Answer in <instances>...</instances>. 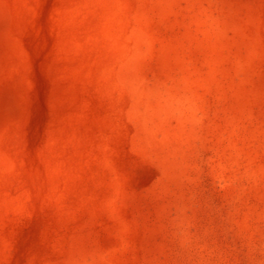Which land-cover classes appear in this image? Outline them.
I'll use <instances>...</instances> for the list:
<instances>
[{
	"label": "rangeland",
	"instance_id": "rangeland-1",
	"mask_svg": "<svg viewBox=\"0 0 264 264\" xmlns=\"http://www.w3.org/2000/svg\"><path fill=\"white\" fill-rule=\"evenodd\" d=\"M0 264H264V0H0Z\"/></svg>",
	"mask_w": 264,
	"mask_h": 264
}]
</instances>
